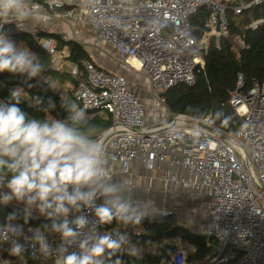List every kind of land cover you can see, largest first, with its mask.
I'll list each match as a JSON object with an SVG mask.
<instances>
[{"label": "built area", "instance_id": "1", "mask_svg": "<svg viewBox=\"0 0 264 264\" xmlns=\"http://www.w3.org/2000/svg\"><path fill=\"white\" fill-rule=\"evenodd\" d=\"M235 3L233 9L241 14L264 0H226ZM35 14L50 15L56 20L69 21L87 27L95 34L93 46L111 47L125 66L144 72L153 94L147 105L132 89L128 77L118 72L100 70L94 60L84 62L85 78L78 81L73 100L86 110L110 120V126L99 137L105 147L109 175L115 181L134 186L133 164L141 162L146 170H161L160 181L167 193L204 198L207 201L205 218L198 233L207 235L215 245L213 257L203 262L189 261L194 246L180 240H161L141 246V256L156 255L165 245L175 252L168 264H264V82H254L245 94L244 77L238 75L237 89L230 104L242 118L243 125L232 132L215 127L212 116L195 119L168 113L166 96L161 94L179 84H196V69L204 66V52L211 37L229 35L227 5L219 0H43L33 2ZM31 3V4H33ZM66 4L72 5L67 8ZM208 8L211 14L205 23L208 32L198 38L192 18ZM15 22V21H11ZM260 22L251 25L255 28ZM16 23V22H15ZM4 22H0V31ZM238 48H245L243 37L235 39ZM51 56L58 54L56 43L41 40ZM136 63L138 67L134 64ZM80 77L78 67L71 70ZM164 109V125L148 126V113ZM93 115V114H90ZM91 117V116H90ZM167 119H169L167 121ZM164 122V121H163ZM156 178L147 177L145 189L155 187ZM102 200H97L101 203ZM87 215V233L95 220L90 209L72 211L68 220ZM172 213L165 212L163 217ZM100 225L103 235L119 231L126 235L123 223ZM22 226V234L12 237L25 245L20 256H13L9 241H0V264H55V254L44 257L31 246L34 227ZM41 229V228H40ZM44 231V230H43ZM130 232L143 235L145 229L134 225ZM44 234L53 249L61 244L59 234L51 230ZM79 251L73 245L69 252Z\"/></svg>", "mask_w": 264, "mask_h": 264}, {"label": "clouds", "instance_id": "2", "mask_svg": "<svg viewBox=\"0 0 264 264\" xmlns=\"http://www.w3.org/2000/svg\"><path fill=\"white\" fill-rule=\"evenodd\" d=\"M35 7L29 0H0V20L15 21L19 30H25ZM42 47L47 50V45ZM5 71L32 80L45 72L46 66L38 54L18 46L0 31V73ZM45 83L52 88L50 77ZM27 95L24 88L15 87L6 101H0V188L8 190L0 193V204L13 200L24 203L25 222L33 209L52 220L50 230L60 235L61 244L53 249L44 231L36 228L32 230L31 246L36 249L38 245L44 257L55 254V264H105V257H115L114 264H123L118 254H122L128 237L119 231L101 235L97 227L114 220L139 225L151 202L134 201L128 188L111 178L105 147L84 108L61 99L67 116L59 119L50 115L56 108L51 98L45 104L41 97H32L31 105L46 114L39 119L19 106ZM97 200L102 202L98 204ZM82 209H90L95 217L87 233V215H78L71 222L67 219L70 212ZM60 217L64 219L60 221ZM16 219V213H10L7 223L0 225V241L11 239L9 252L20 257L25 245L12 239L23 231L22 226L12 223ZM73 245L79 251L69 252ZM127 254L139 258L141 250L130 246Z\"/></svg>", "mask_w": 264, "mask_h": 264}, {"label": "trees", "instance_id": "3", "mask_svg": "<svg viewBox=\"0 0 264 264\" xmlns=\"http://www.w3.org/2000/svg\"><path fill=\"white\" fill-rule=\"evenodd\" d=\"M64 1L75 3L78 0ZM219 1L228 7L226 17L229 24V35L219 39L211 37L204 52V66H199L195 72L196 84L192 87L185 84L173 87L166 94V106L173 115L195 119H205L211 115L215 127L226 133L235 131L243 125L242 118L236 114L230 104L231 96L237 89L238 75L242 74L244 77L245 87L241 91L245 94L252 88L254 82H264V3L251 6L241 14H236L233 9L235 3H228L226 0ZM244 1L248 4L253 0ZM30 2H43V0H29ZM66 7L71 8L72 5L66 4ZM210 14L211 10L205 8L192 18L198 38H203L208 32L205 23ZM257 21L262 22L252 28L251 24ZM0 22H4V28L1 31L15 42L25 43L32 52L38 54L46 68L50 61L47 53L41 48V40L54 41L57 52L67 49L69 51L68 60L80 71L77 81L85 78L84 62L90 60L91 57L82 44L74 40H65L64 36L58 33L40 31L31 34L19 30L15 22L2 20ZM237 37H243L246 43L245 48L241 49L236 46L235 39ZM46 71L54 73L48 68ZM15 87L24 88L28 94L19 106L29 116L45 118L44 112L38 111L31 105V98L39 96L45 104L49 98L55 102L56 108L50 112L51 116L59 119L66 118L67 113L60 106L62 98L45 82L38 81L36 78L28 80L24 75L9 72L0 74V99L2 101L8 99L10 90ZM90 114H93L94 117L89 121L94 126L96 135L100 136L109 128L110 120L98 113ZM10 213H16L17 219L13 222L41 228L44 231L50 230L52 220L28 218L25 222L24 215L13 211L4 204H0V225L7 223V216ZM45 225L49 226L48 229H44ZM129 225L132 224H125V226ZM139 225L145 229L143 235L130 233L132 241L139 245H151L161 240L176 239L194 246L195 252L189 255L191 262H203L213 257L215 249L213 241L203 233L194 232L178 225L173 215L157 218L144 217ZM175 249L174 246L165 245L159 249L156 255L150 254L139 258L129 256L124 251L118 255L123 264H168ZM114 260L115 257H105V264H114Z\"/></svg>", "mask_w": 264, "mask_h": 264}, {"label": "crops", "instance_id": "4", "mask_svg": "<svg viewBox=\"0 0 264 264\" xmlns=\"http://www.w3.org/2000/svg\"><path fill=\"white\" fill-rule=\"evenodd\" d=\"M31 4V2H30ZM56 28V29H54ZM90 31L91 35H92V43L95 39V34L92 32L91 29L87 28V27H79L77 25H74L72 23H70L69 21H64V20H56L54 18H52L50 15H44V14H35L32 16L31 20L27 22V28L23 31L29 32L31 34H36L37 32L40 31H46V32H52V33H58V34H65L67 33L68 35H70L72 33V30L75 31V34L80 36L81 38L83 37H87L85 34H81V32L83 33V31ZM79 30V31H77ZM65 38V37H64ZM85 38L83 40H85ZM65 40H68V38H65ZM90 41V40H89ZM16 44L18 46H25L28 49H30L25 43L23 42H16ZM42 48V47H41ZM102 49H106V47L101 48L99 53L96 54H90V57L94 58V62L96 64V66L104 71V72H118V73H122V74H126V72L128 71L127 66L124 65L122 57L115 52L111 47L107 46L108 50H102ZM42 50H44L42 48ZM45 51V50H44ZM49 57V61L50 64L47 67L48 70H52L54 71V73H50V72H43L40 76L36 77V79H38V81L41 82H45V79L47 77H50L52 79V88L54 91H56L60 97L62 99H69V100H73V93L75 90V87L78 83L77 79L74 78L71 74V70L72 68L76 67V65H74L73 63H71L68 60L69 57V51L67 49H64L62 51H58V54L55 56H51L47 51H45ZM46 68V70H47ZM6 72V71H5ZM3 72V73H5ZM0 73V74H3ZM138 73H134L132 74L131 77V87L133 90H135V93L147 104L150 105L152 103V91L150 88V83L149 80L146 76V74L144 72H142V75H137ZM129 79V78H128ZM76 81V82H75ZM0 101H2L0 99ZM101 115V114H100ZM87 116H89V120H91L94 115H90V113H87ZM91 116V117H90ZM104 118H107L106 116L102 115ZM164 121V122H163ZM166 122V118H165V113H164V109L163 108H159L158 112H154V113H148V126H160V125H164ZM132 173H133V182L136 183V185L129 186V185H125L129 192L130 190L133 189H137L138 187H140L142 185V190L146 191L147 189L146 186L148 185L147 183V177L152 175L156 178V182H155V188H162L163 185L160 181L161 176L163 175V169L161 170H153V171H148L145 169V167L143 166V164L141 162H134L133 164V169H132ZM115 181H119L120 179H117ZM180 194V193H178ZM182 195V194H181ZM194 198V197H192ZM195 199H201V200H205L204 198H195ZM207 202V201H206ZM206 211H207V206H206V210H205V215H206ZM205 218V217H204ZM203 218V219H204ZM64 219V218H62ZM61 219V220H62ZM48 220V219H46ZM60 220V219H59ZM135 224L126 226L127 227V231H126V236L128 237V242L123 246V250L124 252H128V249L130 246H135L136 248L141 250V246H145V245H139L137 243H135L134 241H132L131 237H130V229L134 228ZM143 257V256H140Z\"/></svg>", "mask_w": 264, "mask_h": 264}, {"label": "rangeland", "instance_id": "5", "mask_svg": "<svg viewBox=\"0 0 264 264\" xmlns=\"http://www.w3.org/2000/svg\"><path fill=\"white\" fill-rule=\"evenodd\" d=\"M254 23V22H253ZM253 23L251 25H253ZM56 29V28H54ZM87 30V29H86ZM79 31V30H77ZM81 34H85L87 37L84 38L75 34V31L72 30V33L68 35L67 33L62 34L68 40H74L83 45L87 52L90 54L99 53L101 49H97L93 46L91 39L93 38L90 31H83ZM90 40V41H89ZM102 50H108L106 49ZM95 60L94 58H92ZM128 71L126 75L131 81L133 72L138 73L137 75H142V72H135L130 67H127ZM131 83V82H130ZM56 92V91H55ZM168 113H171L167 108ZM172 114V113H171ZM88 119L89 116H88ZM169 119H167L168 121ZM10 178V176H9ZM142 185L137 189L130 190L132 198L134 201H138L141 204H147L151 202L150 207L147 209V215L145 217L157 218L163 217V213L169 212L171 215L175 216V220L178 225L184 226L191 231L198 232L200 222L205 217V210L207 202L201 199H195L192 197L184 196L181 194L167 193L163 187L153 188L151 191H143ZM8 191L6 187L0 188V193ZM6 206L11 208L13 211L22 214L25 216V204L22 202H17L16 200L11 201ZM31 219H48L46 216L41 215L37 210L33 209ZM64 217H60L61 220ZM69 218V216L67 217Z\"/></svg>", "mask_w": 264, "mask_h": 264}, {"label": "water", "instance_id": "6", "mask_svg": "<svg viewBox=\"0 0 264 264\" xmlns=\"http://www.w3.org/2000/svg\"><path fill=\"white\" fill-rule=\"evenodd\" d=\"M161 96H162V97H165V96H166V94H165V93H162V94H161Z\"/></svg>", "mask_w": 264, "mask_h": 264}, {"label": "bare ground", "instance_id": "7", "mask_svg": "<svg viewBox=\"0 0 264 264\" xmlns=\"http://www.w3.org/2000/svg\"><path fill=\"white\" fill-rule=\"evenodd\" d=\"M134 64L138 67V65L136 63H134Z\"/></svg>", "mask_w": 264, "mask_h": 264}]
</instances>
